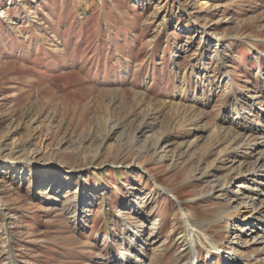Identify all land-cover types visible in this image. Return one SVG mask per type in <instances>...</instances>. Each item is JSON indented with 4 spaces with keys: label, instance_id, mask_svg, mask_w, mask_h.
Returning <instances> with one entry per match:
<instances>
[{
    "label": "rangeland",
    "instance_id": "obj_1",
    "mask_svg": "<svg viewBox=\"0 0 264 264\" xmlns=\"http://www.w3.org/2000/svg\"><path fill=\"white\" fill-rule=\"evenodd\" d=\"M242 125L264 0H0V264H264Z\"/></svg>",
    "mask_w": 264,
    "mask_h": 264
},
{
    "label": "bare ground",
    "instance_id": "obj_2",
    "mask_svg": "<svg viewBox=\"0 0 264 264\" xmlns=\"http://www.w3.org/2000/svg\"><path fill=\"white\" fill-rule=\"evenodd\" d=\"M174 110V109H173ZM180 114V113H179ZM174 126V125H173ZM243 126V125H242ZM147 127V126H146ZM114 129H117V127H114ZM243 129H245V130H247L248 132H252V135L249 137L250 139L251 138H253L250 142L251 143H249L248 141V143H249V147L250 146H253L254 147V152H257V150H258V152H257V158H258V160H257V162L259 161V163L257 164H255V166L254 167H252L253 168V171L251 172V171H249V172H251L250 174H248V176H252V178H254L253 180H257V178L259 179V178H263L264 179V145H263V143H264V131H263V129H255V128H252V127H247V126H243ZM227 130V129H226ZM237 135V134H236ZM256 136V137H255ZM233 137V136H232ZM234 140V139H233ZM242 140V139H241ZM245 146V145H244ZM248 146V145H247ZM232 147V146H231ZM261 147H263L262 149H258V148H261ZM253 153V152H252ZM262 163V165L261 166H259V164H261ZM243 171V170H242ZM245 199H248L247 201L245 200L244 201V203L242 204L243 206L241 207V209L242 210H245V212H247V213H251V211H247L248 210V208H250V206H249V204L250 203H248V201L250 200V202H252L253 201V198H249V197H246ZM255 200V199H254ZM245 203H247V204H245ZM263 206V205H262ZM261 206V207H262ZM262 209H264V207H262L261 208V210H260V218H258V217H256V216H250V217H248V216H246L244 219H246L247 217H248V219L247 220H252V222H249V225H252V228H253V230L254 229H258V231L257 232H263V229H261L260 228V226H262V227H264V211H262ZM245 212H244V214H245ZM185 215V214H184ZM244 223H245V220H244ZM260 228V229H259ZM255 231V230H254ZM192 236V235H191ZM257 239V238H256ZM258 239L260 240V238L258 237ZM209 240V239H208ZM258 240V241H259ZM257 241V242H258ZM210 243H212L211 241H209ZM257 242L256 243H254V242H252L253 243V245L255 244V245H258L257 244ZM262 243V242H261ZM261 243L259 244V245H261ZM213 246L215 247V249L218 251L219 249H221L220 248V246L219 245H217L216 243H214L213 242ZM197 248V246L194 244V249H196ZM197 250V249H196ZM238 253V252H237ZM197 254V252L195 253V255ZM194 255V257H196ZM240 257V255L238 254V258ZM193 264H196L197 262L195 261V258H193ZM235 264H238V262L237 261H235Z\"/></svg>",
    "mask_w": 264,
    "mask_h": 264
}]
</instances>
